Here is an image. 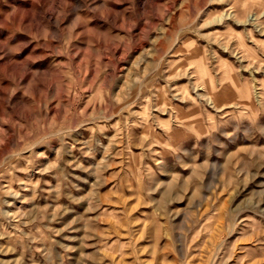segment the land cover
Here are the masks:
<instances>
[{
	"label": "rangeland",
	"instance_id": "obj_1",
	"mask_svg": "<svg viewBox=\"0 0 264 264\" xmlns=\"http://www.w3.org/2000/svg\"><path fill=\"white\" fill-rule=\"evenodd\" d=\"M0 264H264V0H0Z\"/></svg>",
	"mask_w": 264,
	"mask_h": 264
}]
</instances>
